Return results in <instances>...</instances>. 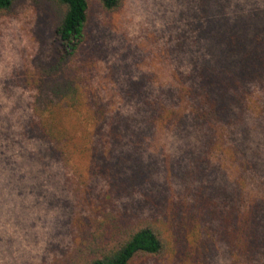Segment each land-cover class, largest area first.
<instances>
[{"label": "trees", "instance_id": "obj_1", "mask_svg": "<svg viewBox=\"0 0 264 264\" xmlns=\"http://www.w3.org/2000/svg\"><path fill=\"white\" fill-rule=\"evenodd\" d=\"M46 1L59 17L54 54L25 80L34 96L30 117L16 123H23L21 129L0 123V179L4 189H18L25 163L36 157L61 162L79 179L85 174L82 160L89 175L104 161L99 168L106 169L107 196L62 264L176 258L180 264H211L212 250H222L228 264H264V0H193L192 18L182 19L190 28L168 48L182 53L186 69L170 73L160 67L158 77L129 80L118 92L105 93L107 85L93 83L95 57L84 55L91 2L113 13L125 0ZM16 2L0 0V18ZM258 88L260 95H254ZM168 133L187 146L182 155L188 171L182 176L190 195L173 207L174 241L150 217H130L127 202L113 204L128 183L153 173L136 174L129 162L140 155H124L121 146H157L163 138L168 142ZM17 135L24 143L33 140V149H25Z\"/></svg>", "mask_w": 264, "mask_h": 264}, {"label": "rangeland", "instance_id": "obj_2", "mask_svg": "<svg viewBox=\"0 0 264 264\" xmlns=\"http://www.w3.org/2000/svg\"><path fill=\"white\" fill-rule=\"evenodd\" d=\"M191 4L193 0H125L122 8L108 13L92 1L84 55L96 60L93 83L108 86L102 93L118 92V85L129 80L145 81L147 76H156L160 67L170 73L185 70L182 53L173 51L172 55L168 48L177 44L184 27L190 28L191 24L182 19L192 18ZM183 11L185 14L181 15ZM58 21L55 7L46 0H17L11 13L0 18V123H14L11 129H21L23 123L17 125L18 119L31 115L34 90L25 80L51 62ZM166 50L169 58L164 54ZM261 90L258 88L254 95H260ZM168 134V142L163 138L157 146H121L124 155H140L129 162L136 174L153 173L144 182L128 183L113 204L122 207L127 202L126 210L133 213L130 217H150L163 228L168 240L174 241L178 231L171 225L173 207L190 195L184 192L188 180L183 178L188 161H184L182 150L187 146ZM24 139L19 136L21 145L32 150L29 146L33 140L24 143ZM154 158L157 164H152ZM176 160L184 162L178 167ZM34 161L25 163L27 175L18 189H4L5 182L0 179V264H62L107 196L108 184L103 177L106 169L99 168L103 160H98L90 175L89 163L82 160L85 174L81 180L61 162L39 157ZM221 251L208 254L211 264H228ZM180 263L176 258L139 264Z\"/></svg>", "mask_w": 264, "mask_h": 264}]
</instances>
